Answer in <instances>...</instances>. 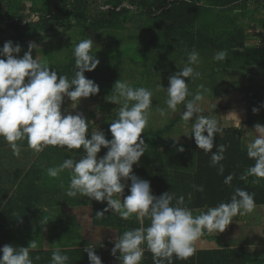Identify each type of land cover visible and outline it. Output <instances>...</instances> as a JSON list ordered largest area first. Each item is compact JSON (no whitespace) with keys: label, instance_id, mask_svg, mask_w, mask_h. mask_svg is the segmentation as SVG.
<instances>
[{"label":"clouds","instance_id":"clouds-1","mask_svg":"<svg viewBox=\"0 0 264 264\" xmlns=\"http://www.w3.org/2000/svg\"><path fill=\"white\" fill-rule=\"evenodd\" d=\"M93 44L91 38H86L74 47L76 71L71 80L65 75L58 76L57 71H50L43 61L33 58L32 50L37 47L35 43L29 44V50L22 57L17 55L21 51L18 44L13 46L11 41L3 44L0 48V138L8 143L16 156L20 154L17 142L21 140H26L28 147L36 153L46 146H59L66 150L82 148L80 159L66 158L58 166L48 168L47 175L57 178L65 170H71L66 195L76 197L79 194L97 202L106 201L103 211L97 212L99 217L111 210L124 220L135 214L141 224L145 217L150 219L147 228L126 230L116 237L111 255L120 264H140L145 251L142 245L152 253L153 264H164L165 260L171 264L173 255L185 260L195 253L194 242L205 232L222 233L234 217L253 212L256 207L254 194L236 189L230 203L197 209L199 214L195 216L191 209L184 206L183 195L175 198V205L172 204L174 195L171 192L154 196L149 181L138 178L132 171L147 148L140 137L149 123L153 92L144 87L133 88L127 82L117 80L109 100L121 105L116 119L109 125L112 139H106L104 132L97 129L91 132L90 138H86L89 123L83 114L77 112L73 115L67 110L62 113L61 105L67 97L72 102V108H76L81 98L98 94L99 86L84 75L99 64L95 54H91ZM226 55L221 50L213 59L224 61ZM198 63L199 53L192 50L187 54L185 66L169 77L168 88L159 85L158 89L167 92L165 103L172 112L177 110L178 105L184 104L181 119L185 123L194 119L191 135L195 145L205 153H212L211 162L215 166L224 159L226 149L220 145L216 152H212L213 139L216 133L223 130L217 120L201 114L205 109L199 106L203 100L200 93L186 100L190 93L185 78L199 77L200 73L191 66ZM212 107L215 109L216 105L212 103ZM159 111L162 116L165 115L164 109ZM252 111L256 113L258 109L253 108ZM240 125L237 117L235 127ZM254 130L257 135L246 145L247 157L254 164L240 177L241 180H246L248 176L264 178V125L257 123ZM102 147L107 151L98 158ZM177 151L183 152V146ZM223 172L221 164L219 173ZM122 180L131 181L127 185V196H124L126 184ZM232 180L233 175L229 174L223 183L230 185ZM197 190L202 192L203 187ZM191 198L189 193L188 200L191 201ZM36 247L35 241L29 242L26 247L4 245L0 247V264H32L29 251ZM84 251L89 264H102L94 248H85ZM67 260L68 257L58 250L52 254V264H66Z\"/></svg>","mask_w":264,"mask_h":264},{"label":"trees","instance_id":"trees-1","mask_svg":"<svg viewBox=\"0 0 264 264\" xmlns=\"http://www.w3.org/2000/svg\"><path fill=\"white\" fill-rule=\"evenodd\" d=\"M59 1V3H56L55 0H40V4L38 5L37 0H0V31H4L2 28L6 29L10 33L8 41H11L13 46L17 44L20 46L21 51L17 54L18 57H22L29 50L26 46L27 41L36 42L42 37L54 36L55 38L59 33L69 32L74 27H80L86 30V32L103 30L125 32L129 28V23H137V25L132 27L138 28L146 34L147 40L143 43L145 45L144 49H146L147 53L154 54L156 58L164 56V54H171L172 56V53L175 51L181 54L187 52L188 54L192 50H195L204 59H210L212 63L219 62L223 67L218 68V70H231L238 72L240 75H258V69L261 71V75H264V40L259 46L246 43V31L248 27L264 25V4H260L257 1L107 0L104 4L105 10L95 16L86 15L85 10L89 0ZM24 2L30 3V6L26 8ZM125 5L135 7V10L129 9ZM26 9H28L30 16L35 15L37 17L36 21H32L24 16ZM260 11L263 18H257V14ZM71 17L74 19V23H71ZM55 27L58 30L55 31ZM52 31L53 34H51ZM129 43L131 44V42ZM3 44L0 38V48L3 47ZM65 47V44L56 41L54 44L50 43L46 48L33 49L32 55L34 57L36 53L41 54L39 61H43L49 66L50 71L55 70L58 76L65 75L71 80L74 78L76 71L75 58L73 56L74 48L69 50L65 58L60 61L52 57L53 52H59ZM221 50L227 53L226 59L224 61L214 60L215 54ZM91 54H93L92 50ZM175 60L177 61V59ZM52 61H54V64H51ZM132 66L138 68H133L138 71L137 76L140 72L142 74L138 63ZM164 67L155 63L154 68H152V72L154 71L155 74L151 72L149 75H155V81L158 82V78L167 74L168 69L170 70L169 72H172L174 68L172 66ZM106 70L107 67H101V62L99 61L98 66L93 71L85 72L84 75L95 82V78L99 72L105 73ZM146 73L143 71L142 75ZM212 73L214 76V70ZM145 81L148 83L147 78ZM152 83L150 82L149 84L151 85ZM97 85L99 86L98 94L101 95L100 111L109 114L106 119L110 116L117 117L121 105L109 102L110 97L113 95L109 91L110 86L106 84L105 86L104 84ZM202 88L213 90L214 85L211 87H201L200 89ZM236 90L244 93L248 101L244 125L247 127H254L257 123L264 125V85L254 83L251 86H242ZM253 108H257L258 112L253 113ZM177 122L178 118H173L162 127L153 130L147 129L143 137L145 139L151 137L161 140V137L172 133ZM224 138L221 144L226 142V138ZM145 144H147V141H145ZM152 144L154 143L152 142ZM159 144L162 145V143ZM52 148V146H47L44 152L48 161L47 165L36 162L25 171L21 177L22 180L19 181L13 190L15 196L11 195L5 202L7 206L4 211H1L3 215L8 213V209L11 207L17 208L20 205L30 206L41 203L39 198L42 193L56 194L60 188H68L70 171L68 173L62 172L57 178L47 175L48 168L54 165L58 166L54 164V159L50 155H47L49 151L52 152V156L58 158L66 159L69 156L68 153L67 155H63L64 153L59 152L56 147H54L56 149ZM106 151L107 149H104L101 156ZM242 155L240 168L236 169V174L240 180V187L249 193L252 192V194L258 195L259 201L264 202V178L256 177V185L253 183L254 179L251 176H248L246 180L240 179L247 169L254 164V161L252 164L249 162L247 151L243 150ZM229 174L233 175V171L228 168L225 177ZM230 185L233 189V183ZM233 191L235 190L233 189ZM147 223L150 225V219L145 217L142 225L147 226ZM124 231L125 229L120 228L118 237ZM203 235L206 234L204 233Z\"/></svg>","mask_w":264,"mask_h":264},{"label":"crops","instance_id":"crops-1","mask_svg":"<svg viewBox=\"0 0 264 264\" xmlns=\"http://www.w3.org/2000/svg\"><path fill=\"white\" fill-rule=\"evenodd\" d=\"M222 98L224 105L221 112L224 113H221L219 127L223 132L216 133L220 138L219 141L215 134L212 152H216L217 147L223 145L226 149L223 153L224 159L213 166L212 153H205L202 149H198L189 131L188 144L194 151L198 150V155H195L194 161L188 163L186 182L177 180L172 172L169 174L168 185L170 192L174 195L172 204L175 205V198L183 195L185 197L184 206L191 209L194 216L199 214L197 209L203 210L206 207L231 202L234 196L233 189H241L236 169L240 168L242 151H246L247 143L257 135L254 127H235L237 117L240 119L237 100L230 99L228 95ZM225 98H227L226 101ZM246 107L245 103L243 121L246 117ZM231 113H235L237 117ZM224 137L226 142L221 144ZM247 137L250 139L248 140ZM102 151L103 149L100 152ZM74 152L77 153L79 150L76 149ZM60 159L64 160V158ZM74 159L80 158L76 156ZM249 162L252 164L253 160L249 159ZM221 164L224 168L223 174L219 173ZM228 168L233 171L231 181L234 185L233 189L231 185L223 183ZM142 170L147 171V168L132 171L138 178L147 180L141 175ZM150 177L155 178L153 175ZM251 178L254 179L253 183L256 185V177L251 176ZM21 180L22 178L17 180L16 185ZM164 180L161 179L160 182ZM121 182L126 184L124 196H127L129 194L127 185H130L131 181L122 180ZM164 184L167 185V183ZM182 185L183 187L185 185V191L179 190ZM200 186L203 187L202 192L197 190ZM162 193L164 192L152 191V194L157 197ZM189 193L192 194L191 201L188 200ZM11 195L15 196L13 190ZM9 197H6L0 206V247L7 244L26 247L29 242L35 241L37 247L29 251L32 264H52V254L57 250L61 255L68 257L66 264H89L85 248H94V253L100 257L102 264H120L119 260L111 255L119 229L123 228L126 231L131 227L135 229L149 226V223L143 226L136 219L135 214L124 220L118 213L109 210L104 213V216L99 217L97 212L103 211L107 206L106 201L97 202L79 194L76 197H69L66 191L61 192V188L52 196L48 192L42 193L39 198L41 203L11 207L6 213L8 215H3L1 211L5 210L7 206L5 202ZM254 200L256 207L253 212L234 217L222 233L205 232L206 235H202L194 242L196 251L191 257L181 260L173 255L171 264H264V202L259 201L256 194H254ZM14 238L16 241L19 238V241L16 243ZM142 247H145V251L140 264H153L152 253L146 249V246L142 245ZM164 264H169V262L165 260Z\"/></svg>","mask_w":264,"mask_h":264},{"label":"rangeland","instance_id":"rangeland-1","mask_svg":"<svg viewBox=\"0 0 264 264\" xmlns=\"http://www.w3.org/2000/svg\"><path fill=\"white\" fill-rule=\"evenodd\" d=\"M55 1L56 3L60 2L59 0ZM106 1L107 0H89L85 10L86 15L95 16L99 12L105 10L104 4ZM24 4L26 8L30 6V3L24 2ZM37 4H40V0H37ZM24 16L31 19L32 21L37 20L35 15L30 16L28 9L24 11ZM257 18H263L261 11L257 14ZM70 20L71 23H74V19H72V17ZM80 23L82 24V22ZM135 25H137V23H129V28L125 32L105 30L98 32H86V30H83L80 27H74L69 32L59 33L55 38L54 36L42 37L36 42L27 41L26 46L28 47L30 43H35L37 45L35 49H41L46 48L50 45V43H56V41L63 43L66 46L65 48L61 49L59 52L57 51L52 53V57L60 61L61 59L65 58L67 52L74 48L80 40L91 38L94 41L92 47L93 55L95 54V57L101 62V67H107L105 73L99 72V74L96 76V84H104V86L106 84L110 86L109 91L112 92L114 83L119 80L121 82H127L133 88L144 87L153 92L152 106L149 110V123L144 129V133L147 129L153 130L162 127L173 118H178V122L172 133L170 135L161 137V140L151 137L145 139L143 137L144 133H141L140 138L144 139V141H147V144L145 145H151L146 148V151L140 157L139 162L133 165L132 170L136 171L140 168L146 167L147 171L142 170L140 173H142L141 175L146 177L149 183H151V190H156V192H170V187L168 185L170 181L169 174L172 172L176 175L177 180H180V182L185 180L186 182L188 163L194 161L195 155H198V150L196 149L194 151L188 144V136L183 135L188 134V132L191 131L194 119L187 123L181 119V113L184 110V104L178 105L175 112H172L170 109H168L165 103L168 98L167 92L164 90H159L158 86L161 85L165 89L168 88L169 77L185 66L187 61V52H185V54H181L175 51L172 53V56L171 54H164V56L156 58L154 54L151 55L147 53L146 49H144L145 45L143 43H145L147 40L146 34L141 32L138 28L132 27ZM2 29L4 31H0L1 43H5L8 41L10 33L6 29ZM56 30H58V28L55 27V31ZM246 32L247 44L259 46L263 43L264 25H254L253 27L249 26ZM51 34H53V31ZM129 42H131V44ZM33 58H36L39 61L41 59V54L36 53ZM175 59H177V61ZM135 63H138L140 67L139 70H142V74L143 71L147 73L142 75L140 72L137 76L136 74L138 71L134 70L133 68H138L136 66H132ZM142 63L146 65H143ZM155 63L160 66L174 67L172 69L173 73L169 72L170 70L168 69L167 74L158 78V82H156V76L149 75L152 72V68H154ZM51 64H54V61H52ZM191 66L196 72H199L200 75L195 79L185 78V82L188 83V91L190 93V95L186 97V100H191L195 94L200 93L203 96V100L199 102V106L205 109L201 114L207 116L210 119L217 120L219 126L221 122V113H224L221 112L224 105V99L222 97L228 95L230 99L237 100L236 105L239 110L238 114H240L241 121L240 127L245 128L246 126L244 125L243 121L244 106L245 103H248V101L245 94L237 91L236 89L242 86H251L254 83L264 85V75H261V71L257 69V72L259 73L258 75H240L238 72L231 70H218V68L223 67L219 62L212 63V60L204 59L200 55L199 63ZM213 70L214 76L212 73ZM152 73L155 74L154 71ZM143 77L145 78L143 79ZM146 78L148 83L145 81ZM214 80L216 81L215 84ZM150 82L153 83L150 85ZM201 85L203 87H211L214 85V89H200ZM226 99L227 98H225V101ZM100 102L101 95L98 94L94 97L90 96L88 98H81L80 103L76 106V108H72V102L67 97H65L61 105V112L63 113L65 110H67L68 113L73 115H75L77 112L83 114V116L86 118V121L89 123L88 135H86V138H90L91 132L97 129L103 131L105 138L110 140V138L112 139V136L108 131V125L111 124L112 120L116 119V117L110 116L108 119H106L109 114L104 111H100ZM212 103L216 105L215 109L212 107ZM160 109L165 110V115L162 116L160 114ZM176 138H178V140ZM247 138L248 140L250 139V137ZM216 139L217 141L220 140L217 134ZM152 142L154 144H152ZM17 143L20 146L19 156L14 155L8 143L0 138V206L4 203V198L10 196L12 190H14L16 186L17 180L21 179L25 171L31 166L32 163H48L45 156L46 153L44 154L47 146L44 147L39 153H36L34 150L28 147L26 140H21ZM159 143H162V145ZM180 146H183V152L177 151V148ZM52 147H56L59 152H63V155H67L68 152V158L74 159L76 156L81 158L83 155L82 148L78 149L79 152L75 153L74 151H76V149L66 150L65 148L59 146ZM102 149L104 150L105 148L102 147L101 150ZM101 154L102 152L97 154L98 158L102 157ZM104 154L105 153H103V155ZM47 155H50V157L54 159V164L59 165L63 162L60 158L52 156L53 154L50 151L47 153ZM52 167L56 166L54 165ZM68 171L70 170H65L64 172L68 173ZM154 174L156 178L150 177L151 175L154 177ZM161 179L165 180L160 182ZM164 183H167L168 186ZM180 188L181 189L179 190L185 191V185L184 187L183 185L180 186ZM64 191H67V188H61V192ZM14 240L16 241L15 238ZM17 241H19V238Z\"/></svg>","mask_w":264,"mask_h":264},{"label":"built area","instance_id":"built-area-1","mask_svg":"<svg viewBox=\"0 0 264 264\" xmlns=\"http://www.w3.org/2000/svg\"><path fill=\"white\" fill-rule=\"evenodd\" d=\"M250 1H257V2H259L260 4H264V0H250Z\"/></svg>","mask_w":264,"mask_h":264},{"label":"water","instance_id":"water-1","mask_svg":"<svg viewBox=\"0 0 264 264\" xmlns=\"http://www.w3.org/2000/svg\"><path fill=\"white\" fill-rule=\"evenodd\" d=\"M124 6V5H123ZM127 8H129V9H132V10H135V7H130V6H128V5H125Z\"/></svg>","mask_w":264,"mask_h":264}]
</instances>
